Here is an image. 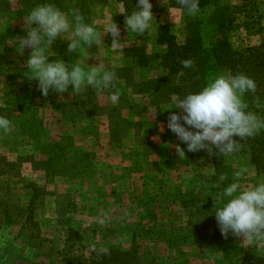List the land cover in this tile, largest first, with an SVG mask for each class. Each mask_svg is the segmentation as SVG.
Segmentation results:
<instances>
[{
    "label": "rangeland",
    "instance_id": "rangeland-1",
    "mask_svg": "<svg viewBox=\"0 0 264 264\" xmlns=\"http://www.w3.org/2000/svg\"><path fill=\"white\" fill-rule=\"evenodd\" d=\"M66 1L76 4L81 0ZM83 1L89 4L98 32L103 33L105 24L112 20L119 26L123 47L113 51L112 37L106 34L99 46H82L78 52L68 53L65 35L53 43L49 62L59 59L69 67L79 63L86 71L99 64L115 73L131 64L124 56L126 48L139 45L146 46L150 55L167 53L168 48L159 43L162 27L168 29L177 46H184L200 33L205 45L226 34L236 50L264 49V0H214V4L200 0L202 11L194 18L176 11L179 6H172L170 0H150L153 28L151 34L140 40L137 34L129 35L124 25L128 9L134 10L137 0ZM168 9H173L171 15ZM221 10H227L221 15L223 29L212 21L219 18ZM22 25L0 13V110L1 116L12 124L10 133L0 132V264L96 260L101 254L92 251V245L97 250L101 247L129 250L134 239L140 246L144 264H264V253L254 246L241 247L242 241L231 233L225 239L215 214L211 215L212 211L215 213L218 190L213 185L217 181L204 184L203 177L217 174L213 156L207 151L200 158L185 153L186 158L181 160L176 155L174 146L181 142L167 128L170 114L167 110L179 113L173 103V98L179 97L173 95L171 102L163 106L162 121L153 107L143 116L126 107L132 103L142 108L149 100L132 96L124 80L101 94L89 87L77 95L69 86L67 93L50 89L45 97L37 88L38 81L25 76L31 50L26 49L23 56L17 51L16 38L26 35ZM165 73L160 68H137L135 77L141 82ZM116 90L124 99V119L133 124L144 123L142 128L128 127L120 143L111 142L107 115L81 118L76 105L85 103L86 113L97 104L104 108L117 106L120 102L113 103L110 99L111 92ZM58 105L60 109L56 108ZM57 142L67 146L68 162L79 165V178L48 177L43 170L34 168L30 158L45 161L52 149L48 146ZM75 149L93 156L89 166L78 159L83 157L76 155ZM213 153L221 156L216 149ZM223 168L227 179L222 187L236 182V172L241 173L239 183L243 186L256 185L264 178L247 151L224 156ZM70 172L71 169L66 174L71 175ZM208 197L214 210L206 211L209 216L205 217L196 205L194 218L193 200L205 206ZM223 202L219 201L216 207ZM201 219L216 234L210 249L195 242L194 229L189 226V222Z\"/></svg>",
    "mask_w": 264,
    "mask_h": 264
},
{
    "label": "clouds",
    "instance_id": "clouds-1",
    "mask_svg": "<svg viewBox=\"0 0 264 264\" xmlns=\"http://www.w3.org/2000/svg\"><path fill=\"white\" fill-rule=\"evenodd\" d=\"M175 2L179 6L175 10L188 17L194 18L201 14L200 0ZM152 9L150 0H137L135 9L125 15L124 25L129 35L151 34L154 20ZM168 11L171 15L173 9ZM70 13L71 20L68 14L53 3L36 5L23 18L22 31L26 35L17 37L15 41L21 56L26 49L31 50L26 62L28 72L25 76L30 81H38L37 88L45 97L49 95L50 89L64 94L72 86V93L81 95L89 87L101 94L114 86L115 73L104 70L102 65L92 66L86 71L79 63L69 67L63 60L49 62L53 43L65 35L68 36V53L78 52L82 46H99L106 34L112 37L113 51L124 45L120 39L121 30L113 20L106 23L103 33H100L94 27L95 22H85L79 9L72 8ZM180 63L183 68L193 67L190 59ZM182 76L183 71L177 73V79ZM255 91L256 83L250 77L225 72L210 78L207 85L197 93H188L182 99L174 97L175 109L180 111L177 113L167 110L170 112L167 128L181 142L174 146L179 159L186 158V151L195 153L204 150L212 155L213 149L218 150L221 156H228L241 148L240 141L254 137L264 129V119L247 112L248 105L243 100L246 93ZM110 99L113 103L118 102L119 91H112ZM11 130V121L0 116V132L7 134ZM181 144L186 145V149ZM240 177V172L234 173L236 182L222 187L227 176L221 174L218 182L213 185L218 190L214 199L216 205L219 201H224L220 207L215 205L217 226L225 239L231 233L242 241L241 247L254 246L257 251L264 253V178L256 185L243 186L239 183ZM91 250L109 254V250L104 247L97 250L92 245Z\"/></svg>",
    "mask_w": 264,
    "mask_h": 264
},
{
    "label": "trees",
    "instance_id": "trees-1",
    "mask_svg": "<svg viewBox=\"0 0 264 264\" xmlns=\"http://www.w3.org/2000/svg\"><path fill=\"white\" fill-rule=\"evenodd\" d=\"M172 6L178 7L175 0H170ZM211 4H214V0H210ZM41 3H53L61 9V11L69 15V20H71L70 10L72 8H77L85 17V22L93 23V17L89 9V4L83 0L78 1L76 4L69 3L66 0H17V5L15 7L14 0H0V13L7 16L14 22L22 23L23 18L29 13V11L38 4ZM216 5V4H215ZM218 7V5H216ZM130 14L131 10L128 9ZM227 10L218 11L219 18L213 21V24L218 26L220 29L225 27L224 19L221 15ZM212 16V14H211ZM214 16V15H213ZM217 16V17H218ZM162 35L159 39V43L162 46L168 48L165 54H153L148 53L146 46L134 45L132 47L126 48L124 51V56L126 60L131 62L130 65L119 68L115 71V81L114 85L118 81H125V85L131 90V95L149 100L144 107L140 108L138 105H133L132 103L126 105L136 115L143 116L149 111V107H153L157 111V116L159 121L163 119V106L171 102L173 95L179 97V99L184 98L188 93H197L205 87L210 78L216 76L217 74L223 72H230L236 74H244L256 83V91L246 93V98L244 102L247 103V112H252L256 114L261 119H264V49L262 47L258 48H246L243 50H236L233 48L226 34L221 38L216 39V42H210L205 45L200 33L195 34L194 38L187 40L184 46H177L173 36L169 35L168 29L162 27ZM223 33V31H222ZM221 33V34H222ZM147 33L144 35H138L139 40L144 39ZM220 34V35H221ZM192 60L193 67L183 68L181 65L182 60ZM147 68V69H163L166 73L161 77L150 78L145 81H137L135 77V70ZM183 71L184 76L177 79V73ZM108 94V93H107ZM120 104L110 108H104L100 105L94 107V109H89L90 113H86V104L81 102L76 105L79 106L80 111L77 114L81 118H87L88 116L96 115H107L110 121L111 129V142L120 143L123 140L124 133L127 132L128 127H139L142 128L144 123L139 122L133 124L124 119L122 116V103L124 99L119 95ZM56 108L60 109L61 106L58 105ZM140 108V109H138ZM138 109L137 112H134ZM6 112H11L8 110ZM3 111L0 110V116ZM6 113V115L8 114ZM8 116V115H7ZM235 139L239 140L238 137ZM70 142V141H68ZM242 145L239 150L247 151L251 156V161L255 165L257 171L264 174V129H261L258 134L254 137H249L246 140L240 141ZM74 147V145L71 144ZM50 150L49 157L45 161H39L35 157H31L30 161H33L34 168L37 170H43L48 177L55 176H68L70 180H75L79 178V165L77 163L68 162L65 150L67 146H62L59 142L53 143L48 146ZM186 149V145H182ZM204 150L191 153L185 152L189 156L196 158L203 157L206 152ZM75 154L83 158L78 157V159L84 164L90 165V161L93 156L90 153H82L78 149H75ZM209 156V155H206ZM213 162L217 164V174L212 177H203V183L218 182V178L221 174H224L223 162L224 156H216L212 154ZM85 169H87V167ZM71 169V175H67L66 172ZM38 192L40 189H35ZM42 191V190H41ZM40 191V192H41ZM192 195L196 197V192L193 191ZM206 205H202L199 200H193L191 211L192 216L196 217V205L200 208L202 213L207 215L206 211L209 213L213 209L211 199L209 197L205 199ZM212 211V216H214ZM211 217V216H210ZM193 218V219H194ZM196 220V219H194ZM191 221L189 226L194 229L195 242L197 244L205 245L206 249H210L214 244V239L216 234L209 231L210 224L206 223V220L201 221ZM189 227V228H190ZM191 230V229H190ZM216 240V239H215ZM109 254H101L96 260H85L82 261L73 259L72 261H65V264H144V259L141 254L140 246L134 239L133 244L129 250H124L118 247H111ZM251 257L249 259H252ZM255 259V258H254ZM248 259H245V263ZM257 260V259H256ZM248 263V262H247ZM3 264V263H2ZM10 264V263H4Z\"/></svg>",
    "mask_w": 264,
    "mask_h": 264
}]
</instances>
